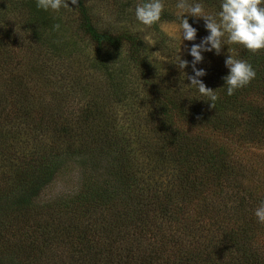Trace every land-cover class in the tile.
Returning <instances> with one entry per match:
<instances>
[{
  "label": "trees",
  "instance_id": "16d2710c",
  "mask_svg": "<svg viewBox=\"0 0 264 264\" xmlns=\"http://www.w3.org/2000/svg\"><path fill=\"white\" fill-rule=\"evenodd\" d=\"M203 3L219 8L220 0ZM165 4L156 29L178 20ZM69 7L54 14L36 0H0V264H264V224L253 215L264 176L236 150L264 145V104L249 97L251 86L226 95L223 64L214 107L196 88L171 86L174 96L159 88L133 32L99 29L83 0ZM66 33L87 39L91 67L109 77L96 99L81 97L69 121L57 95L78 81L51 69L73 54ZM123 49L126 62L112 63L111 52ZM225 52L252 65L254 84L264 80V49L229 44ZM128 66L143 86L126 79ZM144 87L149 104L137 123L125 122L126 112L123 122L115 106L139 99ZM203 127L236 135L220 144ZM74 159L76 189L43 198Z\"/></svg>",
  "mask_w": 264,
  "mask_h": 264
},
{
  "label": "rangeland",
  "instance_id": "374dc122",
  "mask_svg": "<svg viewBox=\"0 0 264 264\" xmlns=\"http://www.w3.org/2000/svg\"><path fill=\"white\" fill-rule=\"evenodd\" d=\"M138 2L139 0H83L88 15L95 26H97L99 29L105 31H130L137 36V41L140 42V47L144 48L146 51L151 67L161 79L158 81V83H160V89L167 90V87H170L171 93L174 96L178 94L179 90L177 91L171 86L180 85L184 87L183 90L186 91H191V87L192 89H195V86L189 85L190 80L188 77L192 75L191 66L180 69L178 63L176 62V56L178 55L181 59L188 60L189 62L192 60V57L188 55V48L192 43H199L201 38L208 34L204 27L203 19L194 18L188 14H185L187 19H189V23H193L191 25L197 29V34L195 41H186L181 39L180 42L178 36L179 20L160 22L158 23L157 29L153 26L147 27L140 25L135 19L134 15L135 5ZM165 2H168L167 9H169V11L171 10L173 13L178 11L176 8V0H164V4ZM66 3H68L69 6L71 4V0H66ZM203 4L205 11L208 13L214 14L215 12L219 11V8L215 6L207 5V3ZM62 8L65 12L71 11L70 9H72L70 7ZM52 12L56 14V11ZM69 36V33H66L65 43L66 45L70 44L67 49L74 50L72 56H70V53L67 54L65 57L57 60V62L51 68L52 71L58 75L57 77H67L68 81L70 77L78 81V83H75L74 85H72L69 81V84L71 85L69 87L71 88H69L68 85H66L64 88L60 87L61 89L59 91H61V94L57 95L59 99L66 100V106L62 112L65 119L68 121L72 118L71 110H79L81 108V105L84 101V99L81 97H91V95L94 96V98L95 96L98 97L101 92H103L104 88L107 87L109 78L108 73L104 71L103 68L94 69L91 67L92 61H95L96 58L93 47L87 41V39L77 35L71 37L70 39ZM228 46L229 44L225 45L219 54H216L214 51L204 52V58L202 62L196 65L197 68H204L206 70V75L199 78L206 87L212 89L214 84L217 82L218 76L215 67H220V65L224 64V55H226L225 50ZM111 56V62L118 66L126 62L124 61V49L111 52ZM113 67L114 66H111V70ZM128 67L129 68L126 71L127 73L125 74H128L130 78L126 79L134 82L137 81L138 84L143 86L141 79L138 78L136 69L131 68L130 66ZM180 74L184 77V80L181 79L178 81L176 79ZM54 77L56 78V75H54ZM141 78L144 79L143 77ZM59 83L64 84L63 79L60 78ZM79 85L80 88L78 89ZM248 85L251 86L249 97H251L253 100H257L259 104H264V80H258L255 82V84L252 80ZM141 91L143 92L140 93L141 96L139 99H133L131 96H127L121 101L122 105L118 103L115 106L116 108L114 111H116V116H118V118L123 116V122L126 112L125 116L128 118H126L125 122L129 123L132 119L135 123H137L138 118L134 117L135 113H139V111L146 104H149L150 98H148L146 95V87H144ZM129 106H132L133 108H129ZM141 115H143V113H141ZM136 116H138V114ZM183 119L187 120L188 118ZM69 124L70 123H68V125ZM86 127L89 129L88 126ZM130 127L131 126L129 125H125L123 129H129ZM130 131L126 130L127 134L130 137H134V133ZM204 131H206V135L209 136L211 140L220 144H226V141L229 142L228 138H232L233 141L234 139L231 135H236L232 133L226 135L221 133L222 135H218L211 133L210 131L212 130L204 129ZM236 150L240 155L246 157L247 161H249L251 165L259 168L258 173L261 171L264 176V145L242 144L240 147H237ZM70 163L66 166L65 171L59 175L49 187L45 189L42 197L44 196L45 198H51L62 193H70L76 189L80 183L81 167L77 163L76 159Z\"/></svg>",
  "mask_w": 264,
  "mask_h": 264
},
{
  "label": "clouds",
  "instance_id": "9594fccd",
  "mask_svg": "<svg viewBox=\"0 0 264 264\" xmlns=\"http://www.w3.org/2000/svg\"><path fill=\"white\" fill-rule=\"evenodd\" d=\"M71 4L77 5L78 0H71ZM36 6L44 11L57 12L62 7H69L66 0H36ZM164 6V0H139L134 9L135 19L140 25L150 27L160 20ZM176 8L180 42L181 39L195 41L197 34V29L188 22L185 14L204 21L208 34L188 48L192 60L189 62L177 55L176 62L180 69L191 66L189 85L195 86L200 95L208 98L210 107H214L218 97L215 90L206 87L199 79L206 75V70L196 65L202 62L204 52L219 54L227 44L241 45L253 53L264 49V0H220L219 11L214 14L205 11L203 0H176ZM59 28V24L53 25V30ZM224 66L228 72L222 77V87L228 96L246 87L256 76L255 69L248 61L231 54L225 57ZM253 215L258 223L264 224V200L259 201L253 209Z\"/></svg>",
  "mask_w": 264,
  "mask_h": 264
}]
</instances>
